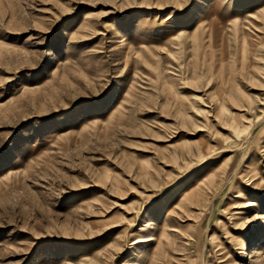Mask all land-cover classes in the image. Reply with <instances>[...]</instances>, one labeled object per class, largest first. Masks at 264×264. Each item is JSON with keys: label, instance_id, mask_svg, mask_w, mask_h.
<instances>
[{"label": "rangeland", "instance_id": "rangeland-1", "mask_svg": "<svg viewBox=\"0 0 264 264\" xmlns=\"http://www.w3.org/2000/svg\"><path fill=\"white\" fill-rule=\"evenodd\" d=\"M0 264H264V0H0Z\"/></svg>", "mask_w": 264, "mask_h": 264}]
</instances>
